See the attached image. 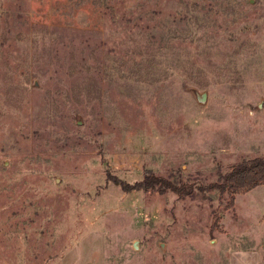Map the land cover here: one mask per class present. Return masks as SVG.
Returning <instances> with one entry per match:
<instances>
[{
	"label": "rangeland",
	"instance_id": "obj_1",
	"mask_svg": "<svg viewBox=\"0 0 264 264\" xmlns=\"http://www.w3.org/2000/svg\"><path fill=\"white\" fill-rule=\"evenodd\" d=\"M263 61L264 0H0V264H264V184L206 188L264 157Z\"/></svg>",
	"mask_w": 264,
	"mask_h": 264
},
{
	"label": "trees",
	"instance_id": "obj_2",
	"mask_svg": "<svg viewBox=\"0 0 264 264\" xmlns=\"http://www.w3.org/2000/svg\"><path fill=\"white\" fill-rule=\"evenodd\" d=\"M115 182L120 184L125 191L141 189L149 190L155 188L158 190L170 189L178 194H190L193 191L192 188L186 190L184 187L178 186L177 184L175 185L168 179L156 176L150 171L142 180L135 183L123 181L118 177ZM261 184H264V157H255L235 165L230 171L222 176V181L216 183L214 182L206 188H217L222 193H231V205H233L236 194L249 191ZM201 189H203V187H201Z\"/></svg>",
	"mask_w": 264,
	"mask_h": 264
},
{
	"label": "water",
	"instance_id": "obj_3",
	"mask_svg": "<svg viewBox=\"0 0 264 264\" xmlns=\"http://www.w3.org/2000/svg\"><path fill=\"white\" fill-rule=\"evenodd\" d=\"M207 97V93L203 92V93H197V98L198 100H200L201 102H205V99Z\"/></svg>",
	"mask_w": 264,
	"mask_h": 264
},
{
	"label": "crops",
	"instance_id": "obj_4",
	"mask_svg": "<svg viewBox=\"0 0 264 264\" xmlns=\"http://www.w3.org/2000/svg\"><path fill=\"white\" fill-rule=\"evenodd\" d=\"M262 74H263V81H264V61H263V65H262Z\"/></svg>",
	"mask_w": 264,
	"mask_h": 264
}]
</instances>
